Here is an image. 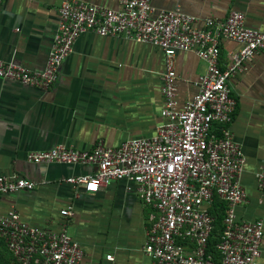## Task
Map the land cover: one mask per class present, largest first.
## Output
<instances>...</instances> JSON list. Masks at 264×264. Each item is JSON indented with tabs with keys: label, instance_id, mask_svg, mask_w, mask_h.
<instances>
[{
	"label": "crops",
	"instance_id": "obj_1",
	"mask_svg": "<svg viewBox=\"0 0 264 264\" xmlns=\"http://www.w3.org/2000/svg\"><path fill=\"white\" fill-rule=\"evenodd\" d=\"M61 1L0 0V58L43 69ZM86 1L111 8L120 4V0ZM151 3L157 11L178 8L201 19H223L238 10L248 27L264 30V0ZM239 47L233 39L221 41L222 67ZM174 67L182 107L198 91L195 82L207 65L191 51H178ZM165 69L166 55L157 45L88 31L78 36L49 89L0 77V175L24 177L36 184L34 189L1 194L0 214L15 208L22 220L57 232L64 221L61 209L70 207L68 228L84 252L79 264H151L143 251L150 207L139 198L136 183L116 179L95 193L77 195L66 178L91 173L93 165L32 163L27 153L58 144L91 150L100 141L118 146L130 138L153 136L164 121ZM231 86L237 108L229 127L244 153L240 180L248 195L237 207V219L264 221V193L256 179L264 163V48L231 79ZM261 248L264 263V236ZM8 256L0 243V258Z\"/></svg>",
	"mask_w": 264,
	"mask_h": 264
},
{
	"label": "built area",
	"instance_id": "obj_2",
	"mask_svg": "<svg viewBox=\"0 0 264 264\" xmlns=\"http://www.w3.org/2000/svg\"><path fill=\"white\" fill-rule=\"evenodd\" d=\"M58 10L44 68L35 70L0 58V77L49 89L78 36L88 31L151 43L166 55L161 76L164 121L151 137L130 138L118 146L100 141L91 150L58 144L29 151L27 160L93 165L91 173L66 178L77 195L95 193L116 179L136 183L139 198L150 207L143 251L151 264H264L260 261L263 219H237V207L248 195L240 180L244 153L229 127L237 108L231 79L264 48V30L248 27L238 10L223 19H201L178 8L157 11L151 0H120L117 8L62 0ZM223 39L240 44L225 67L220 64ZM178 51H191L207 65L195 82L198 91L182 107L174 67ZM256 179L264 193V163ZM35 187L27 178L0 175V195ZM217 200L225 204V213L211 250L217 220L212 209ZM72 213L70 207L61 209L64 221L57 232L22 220L15 208L0 214V240L9 255L0 264H79L84 252L68 228Z\"/></svg>",
	"mask_w": 264,
	"mask_h": 264
},
{
	"label": "trees",
	"instance_id": "obj_3",
	"mask_svg": "<svg viewBox=\"0 0 264 264\" xmlns=\"http://www.w3.org/2000/svg\"><path fill=\"white\" fill-rule=\"evenodd\" d=\"M212 211L214 212V214H216L217 220H216V229L214 230V235H212L210 239V247L211 250L213 249L215 250V243L217 242L218 239L217 234L222 227L221 221L225 213V204L217 200V202L215 203V207L212 209ZM0 243L3 244L4 242L0 240ZM6 259H8V257H6Z\"/></svg>",
	"mask_w": 264,
	"mask_h": 264
}]
</instances>
